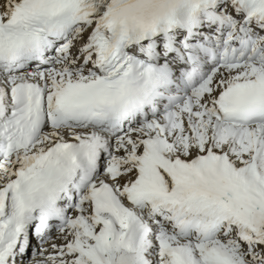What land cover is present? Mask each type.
Listing matches in <instances>:
<instances>
[{
    "label": "snow or ice",
    "instance_id": "obj_1",
    "mask_svg": "<svg viewBox=\"0 0 264 264\" xmlns=\"http://www.w3.org/2000/svg\"><path fill=\"white\" fill-rule=\"evenodd\" d=\"M0 264H264V0H0Z\"/></svg>",
    "mask_w": 264,
    "mask_h": 264
}]
</instances>
